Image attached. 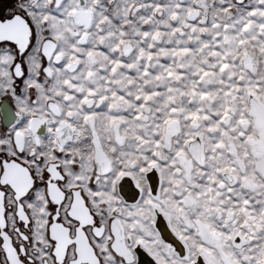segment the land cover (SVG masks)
I'll list each match as a JSON object with an SVG mask.
<instances>
[{
  "label": "snow or ice",
  "instance_id": "6c2138e0",
  "mask_svg": "<svg viewBox=\"0 0 264 264\" xmlns=\"http://www.w3.org/2000/svg\"><path fill=\"white\" fill-rule=\"evenodd\" d=\"M0 264H264V0H0Z\"/></svg>",
  "mask_w": 264,
  "mask_h": 264
}]
</instances>
